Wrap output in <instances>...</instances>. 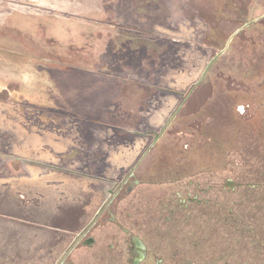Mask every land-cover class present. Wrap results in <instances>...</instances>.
Wrapping results in <instances>:
<instances>
[{"label": "rangeland", "instance_id": "obj_1", "mask_svg": "<svg viewBox=\"0 0 264 264\" xmlns=\"http://www.w3.org/2000/svg\"><path fill=\"white\" fill-rule=\"evenodd\" d=\"M103 205L75 264H264V0H0V264Z\"/></svg>", "mask_w": 264, "mask_h": 264}, {"label": "flooded vegetation", "instance_id": "obj_2", "mask_svg": "<svg viewBox=\"0 0 264 264\" xmlns=\"http://www.w3.org/2000/svg\"><path fill=\"white\" fill-rule=\"evenodd\" d=\"M20 159V158H19ZM23 161H31L34 162L33 159H20ZM35 163V162H34ZM40 165L48 166L46 164L40 163ZM51 167V166H50ZM52 168V167H51ZM50 172H55L56 169L49 170ZM19 174L16 176H25L26 173H31V170L25 169V168H19L18 169ZM65 173H73L72 171L64 170ZM7 175V174H6ZM73 175V174H72ZM10 177H14V175H7ZM32 176V175H31ZM85 175L78 176L79 178L84 177ZM87 176V175H86ZM36 177V176H35ZM24 178V177H23ZM22 179V178H21ZM12 181L9 182L11 184ZM9 187V186H5ZM20 206V205H19ZM19 208V207H18ZM84 208V207H83ZM106 205H103L100 209L96 210V216L94 220L89 224L87 222L89 221V218L86 216H89V213H82V218L76 221V223L73 225H65L64 227L60 226L57 228H54V231H60L62 234L67 237L66 243H70L67 245V248L63 249V252L61 254H57L54 252H50L47 249H34L33 252H29L28 254L25 253V257H33L38 258L36 259L34 264H75L73 261H71L69 258L73 255L75 250L79 249L80 247H85V245H82L84 242L86 245L90 246L92 241L94 240L91 236L92 230L98 225V222L101 220L106 221L105 217L102 218L104 214H106ZM79 208L76 213V216L79 217ZM72 216V214H71ZM102 218V219H101ZM108 221L110 223L115 222V217L113 215L109 216ZM86 225V226H85ZM52 229V227H50ZM128 235V244L126 245V248H121L118 257L122 258V254L126 255V263L127 264H143L147 261H156V264H163V260L159 259L156 260V255L152 250L142 248L141 245L138 244V236L133 233H125ZM66 239V238H65ZM126 242V240H125ZM65 243V244H66ZM124 244V243H123ZM264 248V245L262 246ZM22 256V255H21Z\"/></svg>", "mask_w": 264, "mask_h": 264}, {"label": "water", "instance_id": "obj_3", "mask_svg": "<svg viewBox=\"0 0 264 264\" xmlns=\"http://www.w3.org/2000/svg\"><path fill=\"white\" fill-rule=\"evenodd\" d=\"M249 25V23H247V24H245V26H248ZM224 50H222L220 53H222Z\"/></svg>", "mask_w": 264, "mask_h": 264}]
</instances>
